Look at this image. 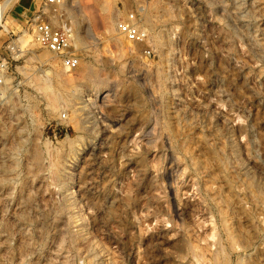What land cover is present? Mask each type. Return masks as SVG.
I'll use <instances>...</instances> for the list:
<instances>
[{
	"label": "rangeland",
	"instance_id": "rangeland-1",
	"mask_svg": "<svg viewBox=\"0 0 264 264\" xmlns=\"http://www.w3.org/2000/svg\"><path fill=\"white\" fill-rule=\"evenodd\" d=\"M99 1L0 0V264H264V0Z\"/></svg>",
	"mask_w": 264,
	"mask_h": 264
},
{
	"label": "built area",
	"instance_id": "built-area-1",
	"mask_svg": "<svg viewBox=\"0 0 264 264\" xmlns=\"http://www.w3.org/2000/svg\"><path fill=\"white\" fill-rule=\"evenodd\" d=\"M45 1L49 4L54 3V0ZM29 23L33 38L39 46L58 56L67 70H74L78 67V58L72 53L73 36L64 21L50 23L44 18L43 12L39 11L29 19ZM119 32L132 43L144 40V34L128 24H120Z\"/></svg>",
	"mask_w": 264,
	"mask_h": 264
},
{
	"label": "bare ground",
	"instance_id": "bare-ground-1",
	"mask_svg": "<svg viewBox=\"0 0 264 264\" xmlns=\"http://www.w3.org/2000/svg\"><path fill=\"white\" fill-rule=\"evenodd\" d=\"M95 1V4H96V6H98L99 7V9H100V12H101V14H103L102 15V17L103 16H105L107 13H106V10L105 9H102V3H100V1L99 0H94ZM104 5V4H103ZM104 8L106 7L105 5L103 6ZM0 16H1V10H0ZM107 16H108V14H107ZM54 18V17H53ZM92 18V17H91ZM90 18V19H91ZM107 18V17H106ZM105 19V18H104ZM86 33H88V29H87V32ZM79 41V38H78V36H77V34H75V42L77 43ZM57 73V72H56ZM56 73H54L53 74V76L55 77V74ZM60 72H59V74H58V76H60ZM84 74V76L86 77V78H93V79H95V80H97L96 78H98L99 79V77L97 76V74H94L93 73V71L91 72L90 70L89 71H87V70H85V72L83 73ZM57 75V74H56ZM58 76H56V77H58ZM61 77V76H60ZM53 78V77H52ZM59 78V77H58ZM84 78V77H83ZM85 78V79H86ZM54 79V78H53ZM89 79V80H90ZM56 81H58V80H56ZM62 82V81H61ZM94 82V81H93ZM98 82V81H97ZM96 82V83H97ZM104 82V81H103ZM58 84V83H57ZM101 84V83H100ZM93 90V89H92ZM93 95L95 96V97H97V95H98V92L97 91H95L94 90V92H93ZM62 99V98H61ZM90 102V101H89ZM91 103V102H90ZM90 103L88 104V105H90ZM85 107V106H84ZM91 107H92V105H91ZM99 155V154H98ZM55 170H56V168H55ZM55 176H56V174H55ZM85 195V194H84Z\"/></svg>",
	"mask_w": 264,
	"mask_h": 264
}]
</instances>
